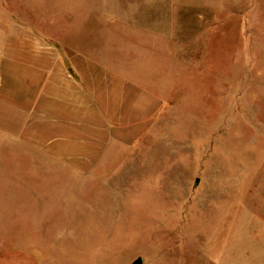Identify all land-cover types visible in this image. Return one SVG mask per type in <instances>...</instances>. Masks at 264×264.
<instances>
[{
  "label": "rangeland",
  "instance_id": "rangeland-1",
  "mask_svg": "<svg viewBox=\"0 0 264 264\" xmlns=\"http://www.w3.org/2000/svg\"><path fill=\"white\" fill-rule=\"evenodd\" d=\"M7 2L48 42L73 31L163 102L88 171L25 155L0 130V264H213V250L264 264V0L180 13L169 50L104 29L100 0Z\"/></svg>",
  "mask_w": 264,
  "mask_h": 264
},
{
  "label": "crops",
  "instance_id": "crops-1",
  "mask_svg": "<svg viewBox=\"0 0 264 264\" xmlns=\"http://www.w3.org/2000/svg\"><path fill=\"white\" fill-rule=\"evenodd\" d=\"M1 2L0 130L4 139L18 144L25 155L49 156L79 171L91 170L113 153L115 144L128 148L152 122L153 109L163 98L88 54L71 35L73 31L63 38L51 30L53 43L48 42L31 25L21 24L8 13L7 0ZM100 2L104 29L127 26L151 34L147 38L161 42L166 50L165 38L174 46L173 29L176 24L182 27L180 13L217 11L219 4V0ZM176 45L179 51L180 44ZM211 260L222 263L214 250Z\"/></svg>",
  "mask_w": 264,
  "mask_h": 264
},
{
  "label": "water",
  "instance_id": "water-1",
  "mask_svg": "<svg viewBox=\"0 0 264 264\" xmlns=\"http://www.w3.org/2000/svg\"><path fill=\"white\" fill-rule=\"evenodd\" d=\"M142 259L139 257L133 261V264H141Z\"/></svg>",
  "mask_w": 264,
  "mask_h": 264
}]
</instances>
